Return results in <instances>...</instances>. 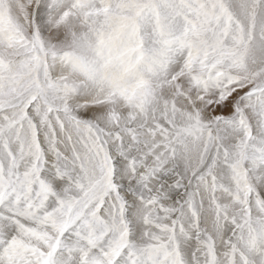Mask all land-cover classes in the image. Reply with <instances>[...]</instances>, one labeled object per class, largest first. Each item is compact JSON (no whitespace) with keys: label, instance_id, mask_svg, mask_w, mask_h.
I'll return each instance as SVG.
<instances>
[{"label":"snow or ice","instance_id":"obj_1","mask_svg":"<svg viewBox=\"0 0 264 264\" xmlns=\"http://www.w3.org/2000/svg\"><path fill=\"white\" fill-rule=\"evenodd\" d=\"M0 264H264V0H0Z\"/></svg>","mask_w":264,"mask_h":264}]
</instances>
